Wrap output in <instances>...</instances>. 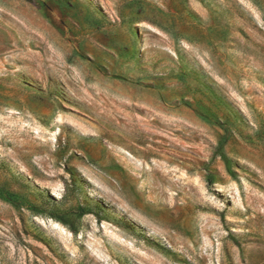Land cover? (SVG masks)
<instances>
[{
  "label": "rangeland",
  "instance_id": "374dc122",
  "mask_svg": "<svg viewBox=\"0 0 264 264\" xmlns=\"http://www.w3.org/2000/svg\"><path fill=\"white\" fill-rule=\"evenodd\" d=\"M0 264H264V0H0Z\"/></svg>",
  "mask_w": 264,
  "mask_h": 264
},
{
  "label": "trees",
  "instance_id": "16d2710c",
  "mask_svg": "<svg viewBox=\"0 0 264 264\" xmlns=\"http://www.w3.org/2000/svg\"><path fill=\"white\" fill-rule=\"evenodd\" d=\"M223 143V142H222ZM222 143L216 148V155L220 156V158L222 159V161L224 162V165L226 167V170L227 172L230 174V175H233V171L231 169V162L230 160L226 157L224 151H223V145ZM8 194V193H6ZM2 195V194H1ZM85 213V211H80L78 213V217H81L83 214ZM55 219L57 221H59L60 223H62L63 225L67 226L70 231H72L73 233L76 232V228L73 226V225H70L66 220L62 219V217H56L55 216Z\"/></svg>",
  "mask_w": 264,
  "mask_h": 264
}]
</instances>
